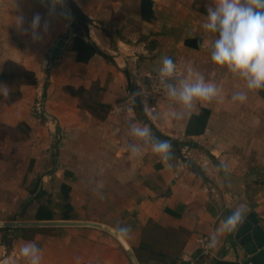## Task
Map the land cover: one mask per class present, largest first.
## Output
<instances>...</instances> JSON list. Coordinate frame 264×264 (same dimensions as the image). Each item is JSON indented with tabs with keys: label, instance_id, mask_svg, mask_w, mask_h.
Returning a JSON list of instances; mask_svg holds the SVG:
<instances>
[{
	"label": "crops",
	"instance_id": "1",
	"mask_svg": "<svg viewBox=\"0 0 264 264\" xmlns=\"http://www.w3.org/2000/svg\"><path fill=\"white\" fill-rule=\"evenodd\" d=\"M212 4L64 0L50 12V0H0V86L9 88L0 95V221L130 227L122 237L137 264H242L236 229L218 235L210 256L196 242L239 206L264 228V90L248 91L211 62L201 25ZM36 14L42 39L33 42L14 20L22 15L28 29ZM164 56L183 76L215 83L218 97L175 119L170 112L182 109L163 94L146 101L151 119L136 81L149 83ZM240 91L243 103L232 100ZM132 97L126 113L111 112ZM132 123L169 141L171 159L150 145L133 156ZM29 241L41 264H133L115 236L84 225L0 228V263L26 264L19 249Z\"/></svg>",
	"mask_w": 264,
	"mask_h": 264
},
{
	"label": "clouds",
	"instance_id": "2",
	"mask_svg": "<svg viewBox=\"0 0 264 264\" xmlns=\"http://www.w3.org/2000/svg\"><path fill=\"white\" fill-rule=\"evenodd\" d=\"M50 4L51 12L56 6H63L64 0H50ZM14 21L17 29L24 34L31 32L33 42L42 39L39 14L33 16L28 29L23 27L22 15L17 16ZM201 26L209 34L208 49L211 62L219 68L226 69L234 77L242 79L248 91L264 90V0H213V4L207 8V15ZM42 30L47 32V22L44 23ZM156 71L159 85L168 99L182 109L171 111L172 118L180 119L184 111L192 109L195 103L211 102L219 95L217 85L206 80L204 75L198 72L194 76L189 74L182 77L177 64L169 56L162 57ZM136 84L141 85L142 82L137 80ZM0 95L7 98L9 88L0 86ZM246 99L247 94L244 91L234 93L232 96L233 101L241 103ZM144 111L151 119H155L146 104ZM129 135L137 141L128 146L133 156L140 155L143 148L150 145L153 153L162 161L167 162L171 159V143L156 138L148 125L132 123ZM244 212V207L239 206L231 215L224 218L210 237L208 247L217 244L218 235L234 231L242 221ZM130 232V227L126 226L116 229L118 236L127 237ZM19 255L26 264H41L42 250L35 242H25L19 249Z\"/></svg>",
	"mask_w": 264,
	"mask_h": 264
},
{
	"label": "water",
	"instance_id": "3",
	"mask_svg": "<svg viewBox=\"0 0 264 264\" xmlns=\"http://www.w3.org/2000/svg\"><path fill=\"white\" fill-rule=\"evenodd\" d=\"M75 30L71 35H77ZM81 35L84 32L81 31ZM92 226L103 229L115 236L128 252L133 264H137L132 250L122 236L116 234V230L105 225L91 222H75V221H0V228H42V227H59V226ZM235 240L242 248L247 258L242 264H264V228L260 224L255 213H250L242 219L238 224L234 234Z\"/></svg>",
	"mask_w": 264,
	"mask_h": 264
},
{
	"label": "built area",
	"instance_id": "4",
	"mask_svg": "<svg viewBox=\"0 0 264 264\" xmlns=\"http://www.w3.org/2000/svg\"><path fill=\"white\" fill-rule=\"evenodd\" d=\"M177 66H178V71H179L180 75L183 76L182 68L178 64H177ZM136 93H137L136 94L137 97L141 98V104L143 106H145V104H147L146 101L154 100V99L162 96L163 94H165L164 90L159 85L157 74L151 78L149 83L145 84L144 82H142L141 85H138ZM136 95L134 94L135 97H136ZM133 105H134V99L132 97V98L127 99L126 101H121V102H118L115 105H113L111 112L114 114H124L130 108H132ZM118 108L120 110H117ZM209 240H210V237L205 236V235H200L196 239L198 249H199L201 255L210 256V255L214 254L215 246L214 247H208ZM186 264H199V263L197 262V259H190Z\"/></svg>",
	"mask_w": 264,
	"mask_h": 264
},
{
	"label": "rangeland",
	"instance_id": "5",
	"mask_svg": "<svg viewBox=\"0 0 264 264\" xmlns=\"http://www.w3.org/2000/svg\"><path fill=\"white\" fill-rule=\"evenodd\" d=\"M26 180H24L23 182H22V184H19V187L20 186H25V184H26ZM23 213H14V214H11L10 215V217H12V218H15V216H19L20 218H22L24 215H22ZM0 264H2V263H0ZM8 264H11V262H8Z\"/></svg>",
	"mask_w": 264,
	"mask_h": 264
},
{
	"label": "trees",
	"instance_id": "6",
	"mask_svg": "<svg viewBox=\"0 0 264 264\" xmlns=\"http://www.w3.org/2000/svg\"><path fill=\"white\" fill-rule=\"evenodd\" d=\"M73 5V4H72ZM73 8H74V10L77 12V9H76V7L73 5ZM68 209H71V207L70 206H68ZM24 230H25V228H23Z\"/></svg>",
	"mask_w": 264,
	"mask_h": 264
}]
</instances>
